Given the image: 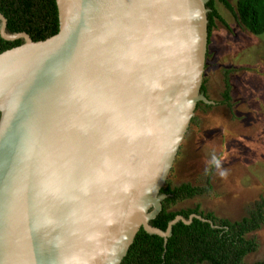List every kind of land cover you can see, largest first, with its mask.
I'll list each match as a JSON object with an SVG mask.
<instances>
[{
    "label": "water",
    "instance_id": "1",
    "mask_svg": "<svg viewBox=\"0 0 264 264\" xmlns=\"http://www.w3.org/2000/svg\"><path fill=\"white\" fill-rule=\"evenodd\" d=\"M210 1L56 0L60 31L40 42L0 14L2 38L24 40L0 55L6 264H122L141 229L167 241L192 222L150 224L196 113L219 110L202 92Z\"/></svg>",
    "mask_w": 264,
    "mask_h": 264
},
{
    "label": "rangeland",
    "instance_id": "2",
    "mask_svg": "<svg viewBox=\"0 0 264 264\" xmlns=\"http://www.w3.org/2000/svg\"><path fill=\"white\" fill-rule=\"evenodd\" d=\"M237 2L230 1L234 8ZM216 8L227 31L210 42L205 88L219 110L202 107L196 113V124L190 126L165 186L204 187L209 182L210 194L172 210L199 206L205 214L235 222L264 200V36L251 34L218 1ZM227 89L230 101L224 97ZM248 238L259 248L246 263L264 260V226Z\"/></svg>",
    "mask_w": 264,
    "mask_h": 264
},
{
    "label": "trees",
    "instance_id": "3",
    "mask_svg": "<svg viewBox=\"0 0 264 264\" xmlns=\"http://www.w3.org/2000/svg\"><path fill=\"white\" fill-rule=\"evenodd\" d=\"M217 1L251 34L264 36V0H238L236 8L231 5V0H211L207 4L210 10L209 44L216 22L224 23L216 8ZM0 14L7 19L6 31L9 35L25 33L34 42H40L56 36L60 31L56 0H0ZM23 44L24 40L6 41L0 32V55ZM202 92L207 93L205 86ZM224 97L230 101L228 89ZM195 124L194 119L192 125ZM212 190L209 182L204 187L189 183L173 187L167 183L161 194L168 197L162 203V211L150 224L167 231L169 223L178 216L187 221L194 216L192 222L177 223L167 241L141 229L122 264H247L246 257L259 248L255 239L248 236L264 226L263 199L254 204L248 217L235 222L219 219L212 213L205 214L199 206L188 210H172L179 203L208 195ZM254 264H264V260Z\"/></svg>",
    "mask_w": 264,
    "mask_h": 264
},
{
    "label": "snow or ice",
    "instance_id": "4",
    "mask_svg": "<svg viewBox=\"0 0 264 264\" xmlns=\"http://www.w3.org/2000/svg\"><path fill=\"white\" fill-rule=\"evenodd\" d=\"M118 6L127 11L136 9L137 7H140L141 5L144 7H150L151 4L148 2V0H117ZM0 198H3L2 195H0ZM7 207V204L5 203V208ZM7 213L5 212V216ZM6 223V222H5ZM10 259V249L8 247L6 237L3 239H0V264H6V262Z\"/></svg>",
    "mask_w": 264,
    "mask_h": 264
},
{
    "label": "clouds",
    "instance_id": "5",
    "mask_svg": "<svg viewBox=\"0 0 264 264\" xmlns=\"http://www.w3.org/2000/svg\"><path fill=\"white\" fill-rule=\"evenodd\" d=\"M207 96V95H206Z\"/></svg>",
    "mask_w": 264,
    "mask_h": 264
}]
</instances>
